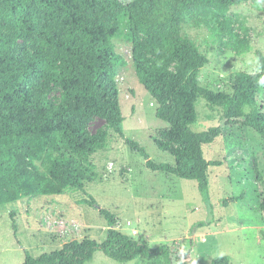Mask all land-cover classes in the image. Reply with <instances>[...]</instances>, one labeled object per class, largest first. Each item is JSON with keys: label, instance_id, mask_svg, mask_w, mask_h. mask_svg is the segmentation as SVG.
I'll return each mask as SVG.
<instances>
[{"label": "rangeland", "instance_id": "1", "mask_svg": "<svg viewBox=\"0 0 264 264\" xmlns=\"http://www.w3.org/2000/svg\"><path fill=\"white\" fill-rule=\"evenodd\" d=\"M195 23L185 22L183 33L209 59L199 75L194 105L193 129L205 131L227 119L236 77L261 73L257 55L264 58V1L210 11ZM145 40L125 30L112 44L127 64L117 68L116 76L123 130L151 160L174 165L175 158L158 146L168 140V125L156 117L159 106L134 68V43ZM30 47L21 42L19 50ZM146 57L155 60L153 55ZM40 91L53 101L62 95L44 83ZM251 112L264 113V75L245 114ZM84 127L87 135L109 133L107 142L83 152L69 147L60 133L0 140V264H24V250L39 257L73 240L102 243L108 223L100 209L117 217L121 232L153 248L170 245L172 264H180V258L212 264L224 256L232 264H264V141L256 132L226 127L223 136L205 147L207 160L221 163L209 169L206 199L196 181L148 169L144 158L102 119L90 117ZM65 161L71 163L81 188L64 187L51 178L52 165ZM91 197L100 208L84 204ZM87 264L121 263L97 251Z\"/></svg>", "mask_w": 264, "mask_h": 264}, {"label": "trees", "instance_id": "2", "mask_svg": "<svg viewBox=\"0 0 264 264\" xmlns=\"http://www.w3.org/2000/svg\"><path fill=\"white\" fill-rule=\"evenodd\" d=\"M250 1L256 0H133L128 4L121 0H0V140L60 133L69 147L89 152L108 140L106 132L85 133V121L99 118L144 158L148 169L196 181L208 199L209 169L221 163L207 160L205 147L223 136L226 127L252 129L264 141V113L245 114L263 78L264 58L258 53L260 74L236 77L222 126L195 131L198 80L209 59L185 37L183 26L210 11H225ZM125 30L147 39L134 43V68L159 106L156 117L168 125V140L158 146L175 158L174 165L154 162L139 143L125 138L116 76L117 68L127 64L112 48L114 39ZM21 42L31 47L20 52ZM147 55L155 60L149 61ZM40 83L60 89V100L43 97ZM51 178L64 187L81 188L67 161L52 165ZM84 204L100 208L93 197ZM100 213L108 223L102 243L89 238L73 240L39 257L24 250V264H87L97 251L121 264L136 260L172 264L170 245L153 248L118 230L117 217L110 211L100 209ZM212 264L232 263L224 256Z\"/></svg>", "mask_w": 264, "mask_h": 264}, {"label": "built area", "instance_id": "3", "mask_svg": "<svg viewBox=\"0 0 264 264\" xmlns=\"http://www.w3.org/2000/svg\"><path fill=\"white\" fill-rule=\"evenodd\" d=\"M63 224H64V222H63ZM72 227L75 228V229H77V227L75 226V224H73Z\"/></svg>", "mask_w": 264, "mask_h": 264}]
</instances>
